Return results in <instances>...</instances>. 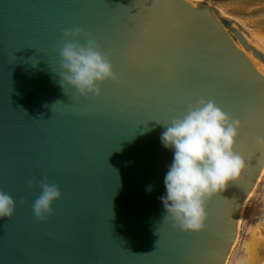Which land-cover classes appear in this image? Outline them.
I'll use <instances>...</instances> for the list:
<instances>
[{
	"label": "water",
	"instance_id": "water-1",
	"mask_svg": "<svg viewBox=\"0 0 264 264\" xmlns=\"http://www.w3.org/2000/svg\"><path fill=\"white\" fill-rule=\"evenodd\" d=\"M233 22L206 0H0V191L15 201L0 219V264H226L264 169V55ZM75 27L117 76L98 98L59 84ZM200 99L241 121L247 166L206 202L205 227L184 232L159 199L173 159L159 123ZM44 180L61 197L38 220Z\"/></svg>",
	"mask_w": 264,
	"mask_h": 264
},
{
	"label": "clouds",
	"instance_id": "clouds-1",
	"mask_svg": "<svg viewBox=\"0 0 264 264\" xmlns=\"http://www.w3.org/2000/svg\"><path fill=\"white\" fill-rule=\"evenodd\" d=\"M63 37L59 48L62 70L58 73L61 88L75 89L85 98L100 97L102 86L117 79L111 61L92 33L75 27L65 30ZM159 124L165 129L160 136L161 144L173 152L164 176L165 194L159 198L164 220L181 231L199 232L207 219L206 202L224 191L230 181H237L247 166L245 157L235 150L241 121L214 101L200 99L189 106L182 118L167 125ZM255 143L264 150V135L255 137ZM40 189L32 211L38 220H43L51 214L61 192L47 180L40 182ZM147 191H152L151 185ZM14 213L15 201L0 191V219L11 218Z\"/></svg>",
	"mask_w": 264,
	"mask_h": 264
},
{
	"label": "rangeland",
	"instance_id": "rangeland-1",
	"mask_svg": "<svg viewBox=\"0 0 264 264\" xmlns=\"http://www.w3.org/2000/svg\"><path fill=\"white\" fill-rule=\"evenodd\" d=\"M264 49V0H206ZM248 37V38H251ZM229 264H264V174L248 200Z\"/></svg>",
	"mask_w": 264,
	"mask_h": 264
},
{
	"label": "bare ground",
	"instance_id": "bare-ground-1",
	"mask_svg": "<svg viewBox=\"0 0 264 264\" xmlns=\"http://www.w3.org/2000/svg\"><path fill=\"white\" fill-rule=\"evenodd\" d=\"M214 7H216V6L214 5ZM217 10H218V11L220 12V14L222 15L221 11H220L219 9H217ZM232 26L238 30V32L244 37V39L246 40V42H247L249 45H251L252 47H254L256 50H258L259 52H261V53L264 55V49L261 48L260 45L255 41V39H253L248 33H246V31H245L243 28H240V27H239V24H238L237 22L234 21L233 24H232ZM248 37H251V38H248ZM238 44H239V42H238ZM240 46L243 48L242 45H240ZM243 49H244V48H243ZM246 54H247L249 57H251V58H255V56L253 55L252 52H247V51H246ZM262 63H263V62H262ZM263 64H264V63H263ZM263 174H264V169H263L261 175L259 176V178H258V180H257V182H256V185H255L253 191L251 192V194L248 196V198L246 199V201H245V203H244L243 210H242V214H241V218H240L239 225H238L237 238H236V241L234 242V244H233V246H232V249H231V251H230V254H229V256H228V259H227V261H226V264H229V258H230V255H231V253H232V251H233V249H234V247H235V245H236V243H237V241H238V237H239L240 230H241V222H242V219H243V212H244L245 206H246L248 200L250 199V197L253 195V193H254V191H255V189H256L258 183L260 182V179H261V177H262Z\"/></svg>",
	"mask_w": 264,
	"mask_h": 264
}]
</instances>
